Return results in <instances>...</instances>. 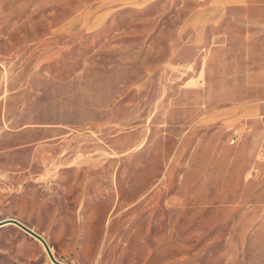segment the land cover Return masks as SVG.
<instances>
[{
    "label": "rangeland",
    "instance_id": "rangeland-1",
    "mask_svg": "<svg viewBox=\"0 0 264 264\" xmlns=\"http://www.w3.org/2000/svg\"><path fill=\"white\" fill-rule=\"evenodd\" d=\"M67 264H264V0H0V221ZM0 264H53L14 225Z\"/></svg>",
    "mask_w": 264,
    "mask_h": 264
},
{
    "label": "water",
    "instance_id": "water-1",
    "mask_svg": "<svg viewBox=\"0 0 264 264\" xmlns=\"http://www.w3.org/2000/svg\"><path fill=\"white\" fill-rule=\"evenodd\" d=\"M6 225H14L18 227L20 230H22L23 232L31 236L35 241L39 242L43 246L46 254L49 256L53 264H67L57 259L48 241L41 234H39L32 228L28 227L21 221L14 219V218H9V219L0 221V228Z\"/></svg>",
    "mask_w": 264,
    "mask_h": 264
},
{
    "label": "bare ground",
    "instance_id": "bare-ground-1",
    "mask_svg": "<svg viewBox=\"0 0 264 264\" xmlns=\"http://www.w3.org/2000/svg\"><path fill=\"white\" fill-rule=\"evenodd\" d=\"M53 251V250H52ZM49 257V256H48ZM50 259V258H49Z\"/></svg>",
    "mask_w": 264,
    "mask_h": 264
},
{
    "label": "crops",
    "instance_id": "crops-1",
    "mask_svg": "<svg viewBox=\"0 0 264 264\" xmlns=\"http://www.w3.org/2000/svg\"><path fill=\"white\" fill-rule=\"evenodd\" d=\"M7 226V225H6Z\"/></svg>",
    "mask_w": 264,
    "mask_h": 264
}]
</instances>
